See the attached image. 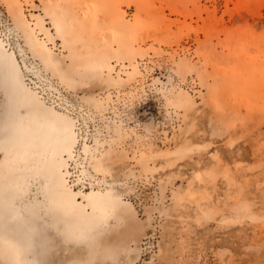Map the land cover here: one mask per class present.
<instances>
[{
  "label": "rangeland",
  "instance_id": "374dc122",
  "mask_svg": "<svg viewBox=\"0 0 264 264\" xmlns=\"http://www.w3.org/2000/svg\"><path fill=\"white\" fill-rule=\"evenodd\" d=\"M0 264H264V0H0Z\"/></svg>",
  "mask_w": 264,
  "mask_h": 264
}]
</instances>
